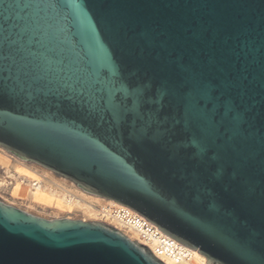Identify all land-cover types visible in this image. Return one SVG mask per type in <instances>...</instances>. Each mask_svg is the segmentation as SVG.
Listing matches in <instances>:
<instances>
[{
  "label": "water",
  "instance_id": "water-1",
  "mask_svg": "<svg viewBox=\"0 0 264 264\" xmlns=\"http://www.w3.org/2000/svg\"><path fill=\"white\" fill-rule=\"evenodd\" d=\"M0 148L206 264H264V0H0ZM0 264L163 263L0 200Z\"/></svg>",
  "mask_w": 264,
  "mask_h": 264
},
{
  "label": "bare ground",
  "instance_id": "bare-ground-1",
  "mask_svg": "<svg viewBox=\"0 0 264 264\" xmlns=\"http://www.w3.org/2000/svg\"><path fill=\"white\" fill-rule=\"evenodd\" d=\"M0 154L16 164L27 165L26 162L15 158L1 148ZM2 169L4 170V168ZM43 170L46 176L51 175L49 170ZM4 174L20 180L13 187L23 184L29 186L30 197L26 201L28 208L41 207L61 212L80 210L92 216L94 222L109 225L121 232L129 240L146 247L163 264H206V258L203 255L163 234L156 226L147 222L134 211L111 200L84 193L77 189L72 182H69V187H64V185H58L54 181L49 180L55 186L53 188L50 185H44L39 177L31 180L25 176L18 175L14 171L11 172L7 168L4 170ZM1 186L2 182H0V190L5 189L1 188ZM68 190H74L78 196L72 195ZM93 204L99 207L97 208ZM82 221L85 220L82 219Z\"/></svg>",
  "mask_w": 264,
  "mask_h": 264
},
{
  "label": "rangeland",
  "instance_id": "rangeland-1",
  "mask_svg": "<svg viewBox=\"0 0 264 264\" xmlns=\"http://www.w3.org/2000/svg\"><path fill=\"white\" fill-rule=\"evenodd\" d=\"M12 156H14V155H12ZM14 157L17 158L16 156H14ZM17 159H19V158H17ZM26 163H27L26 166H21L19 164H16L12 160L5 158L4 156H2L0 154V168H4V170L7 168L11 172L14 171L18 175L25 176L31 180L32 179H38L37 177H39L44 185H50L53 188H55V186L52 183H50L49 180L54 181L58 185H64V187H69V182H72L69 179H66L62 176H59V175L53 173L52 171H50L51 172L50 176H46V174H44L45 172H43L44 171L43 169H45V168H42L41 166L33 164V163H29V162H26ZM63 179H65V180H63ZM73 185L77 189H79L80 191L84 192L79 187H77L74 183H73ZM29 191H30L29 186L24 185V184L23 185H15L12 189H6V188L1 189L0 190V200L6 204L14 206V207H16L20 210H23L27 213H30V214H33L35 216H39V217H42L45 219L69 218V219H75V220H82L83 219L85 221H93L92 219H94L92 216H89L88 214L83 213L80 210H73L71 212H61V211L49 210L47 208L44 209L41 207H36L33 209L28 208L26 201H28V199L30 197ZM68 191L72 195L78 196L74 190H68ZM74 192H75V194H74ZM84 193H86V192H84ZM20 197H22V198H20ZM85 202L88 203V201H86V200H85ZM95 207L98 208L99 206L96 205Z\"/></svg>",
  "mask_w": 264,
  "mask_h": 264
},
{
  "label": "built area",
  "instance_id": "built-area-1",
  "mask_svg": "<svg viewBox=\"0 0 264 264\" xmlns=\"http://www.w3.org/2000/svg\"><path fill=\"white\" fill-rule=\"evenodd\" d=\"M23 180V179H21ZM0 182H2L1 188L10 189L16 182H20L18 179L8 177L4 174V170L0 168ZM131 210V209H130ZM142 217V216H141ZM145 219V218H144ZM146 220V219H145ZM147 221V220H146ZM148 222V221H147ZM150 223V222H149Z\"/></svg>",
  "mask_w": 264,
  "mask_h": 264
}]
</instances>
